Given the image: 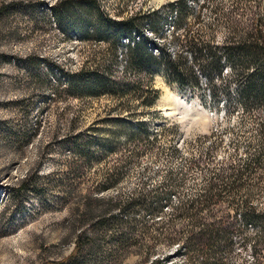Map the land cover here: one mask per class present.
Masks as SVG:
<instances>
[{
	"label": "rangeland",
	"instance_id": "obj_1",
	"mask_svg": "<svg viewBox=\"0 0 264 264\" xmlns=\"http://www.w3.org/2000/svg\"><path fill=\"white\" fill-rule=\"evenodd\" d=\"M78 1L0 0V264H264V0Z\"/></svg>",
	"mask_w": 264,
	"mask_h": 264
},
{
	"label": "trees",
	"instance_id": "obj_2",
	"mask_svg": "<svg viewBox=\"0 0 264 264\" xmlns=\"http://www.w3.org/2000/svg\"><path fill=\"white\" fill-rule=\"evenodd\" d=\"M90 1L91 2L86 3L87 6L93 5L91 3H92V1L94 2L95 0H90ZM77 2H79V1L77 0ZM178 3L181 6L184 5L183 1H181V0H179ZM50 9H53V11L56 14V17L58 18V11H55V7L51 5ZM110 23L116 24L115 22H110ZM130 27H131V24L129 23V20H120L119 22H117V24H116V35H115L117 38H115V39L119 40L118 38L120 36H125L126 39H130L131 38V36H130ZM136 44H139V42H137ZM225 50H226V53H225L224 56H227L228 58L232 59L231 62L235 63V62H239L240 61L239 60V58H240V55H239L240 53L239 52H241L242 48H239V49L238 48H231V49L230 48H228V49L225 48ZM167 65H168V68H170V70L172 71L173 68H172L171 64L168 62ZM259 68H260L259 69L260 71L258 72L259 76L264 78V66H260ZM83 74H84V71L82 70L78 74V76H83ZM262 85H263L262 87H264V84H262ZM256 87H257V84L253 86V91L255 90ZM73 88L76 90V89H79V86H76V85L74 86L73 85ZM248 91L249 90L246 87H244V89H242L241 95H243V96L247 95ZM253 91H251V92H253ZM256 91L260 94V95H257V96L264 97V91H259V89L256 90ZM249 95H250V93H249ZM153 97H155V95H153ZM151 99H153V98H151ZM22 185H23L22 187H25V185L23 183H22ZM104 202H106V204H108L111 207H117L118 206V203L116 201H114L113 197H109V198L105 199L104 197H94V198H92V197L88 196V197H85V200H84V204L86 206H88V208L83 210V211L88 213L90 217L94 216V215L99 217L100 215H98L94 209L99 204L103 205ZM190 205H191L190 203H187V207H190ZM186 210H188V208ZM100 223H102V221H100ZM259 228L264 233V216H261V223H260V227ZM222 229L220 228L219 231L224 233L227 236V234H228L227 227H224V225H223ZM207 232L211 233L212 231H211V229L210 230L207 229L201 235L197 234L196 236H194L192 238V240L193 239L198 240V243L201 245V243H203V239L204 238L212 239V234L209 235V234H207ZM176 237H177V235L171 236L170 240H174L175 241ZM82 238L84 239L83 242H81ZM93 239H94L93 236L88 234L87 231H84V230L81 229L80 232L76 235V240L78 241L77 244H76V248H77L76 252L79 249L80 244L83 243L84 245L89 246V244L91 245ZM76 252L71 254V255L76 254ZM154 263H156V262H153V261L151 262V264H154ZM56 264H72V262L70 261V258L68 257V259L62 260L60 262H56ZM160 264H162V263H160ZM208 264H214V263L213 262H208Z\"/></svg>",
	"mask_w": 264,
	"mask_h": 264
},
{
	"label": "bare ground",
	"instance_id": "obj_3",
	"mask_svg": "<svg viewBox=\"0 0 264 264\" xmlns=\"http://www.w3.org/2000/svg\"><path fill=\"white\" fill-rule=\"evenodd\" d=\"M158 3H164V1H167V0H156ZM172 1V0H170ZM164 99V98H163Z\"/></svg>",
	"mask_w": 264,
	"mask_h": 264
}]
</instances>
